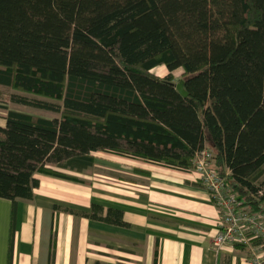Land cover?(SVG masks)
Returning <instances> with one entry per match:
<instances>
[{"label":"trees","instance_id":"trees-1","mask_svg":"<svg viewBox=\"0 0 264 264\" xmlns=\"http://www.w3.org/2000/svg\"><path fill=\"white\" fill-rule=\"evenodd\" d=\"M0 87L58 115L6 110L1 199L31 200L36 174L67 178L47 167L82 172L95 153L190 173L208 149L240 208L264 220V0H0Z\"/></svg>","mask_w":264,"mask_h":264},{"label":"crops","instance_id":"crops-1","mask_svg":"<svg viewBox=\"0 0 264 264\" xmlns=\"http://www.w3.org/2000/svg\"><path fill=\"white\" fill-rule=\"evenodd\" d=\"M105 155L82 172L47 167L67 178L36 174L31 200L0 198V264H242L244 250L213 248L220 216L196 175ZM92 205L122 218L64 211Z\"/></svg>","mask_w":264,"mask_h":264},{"label":"built area","instance_id":"built-area-1","mask_svg":"<svg viewBox=\"0 0 264 264\" xmlns=\"http://www.w3.org/2000/svg\"><path fill=\"white\" fill-rule=\"evenodd\" d=\"M211 156L207 149L196 156L194 174L199 185L208 192L220 216L212 246L216 251L244 250L246 253L242 264H264V220L240 208L229 194L224 179L209 165Z\"/></svg>","mask_w":264,"mask_h":264},{"label":"rangeland","instance_id":"rangeland-1","mask_svg":"<svg viewBox=\"0 0 264 264\" xmlns=\"http://www.w3.org/2000/svg\"><path fill=\"white\" fill-rule=\"evenodd\" d=\"M152 72L158 77H164L167 74V71H166V69L164 67H158V68L154 69ZM173 76H174V79H175L174 83L176 84L182 78L181 70L175 71L173 73ZM10 93H16V91L12 90V89H5V88L0 87V125L4 124V117L6 115V110L19 111V112L26 113L28 115L38 116V117H43V118H56V117H58L57 114H53V113L42 111V110H36V109L28 108V107H22V106H19V105H15V104L9 103L8 102V95ZM210 153L212 155V152H210ZM93 156H94L95 159L99 160V162H100V161H102V158H104V156H106V155H105V153H95ZM208 163L214 169V167H213V164H214L213 156H211V159L208 161ZM194 164H195V161L193 163V166H194ZM96 172L97 173H99V172L102 173V171L97 169V168H96ZM192 173L193 174L196 173L195 169L193 170Z\"/></svg>","mask_w":264,"mask_h":264},{"label":"water","instance_id":"water-1","mask_svg":"<svg viewBox=\"0 0 264 264\" xmlns=\"http://www.w3.org/2000/svg\"><path fill=\"white\" fill-rule=\"evenodd\" d=\"M184 83L182 80L178 81L176 84H175V88L177 90V92L183 97V98H186L187 97V93L185 92L184 90Z\"/></svg>","mask_w":264,"mask_h":264}]
</instances>
